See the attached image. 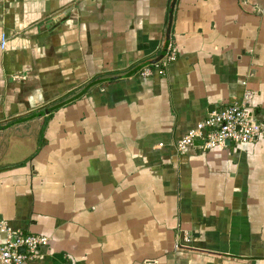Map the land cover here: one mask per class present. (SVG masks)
<instances>
[{"label": "crops", "instance_id": "crops-1", "mask_svg": "<svg viewBox=\"0 0 264 264\" xmlns=\"http://www.w3.org/2000/svg\"><path fill=\"white\" fill-rule=\"evenodd\" d=\"M170 2L0 0V222L46 238L27 264H264V139L174 150L245 91L264 121V0H175L167 31Z\"/></svg>", "mask_w": 264, "mask_h": 264}, {"label": "built area", "instance_id": "built-area-1", "mask_svg": "<svg viewBox=\"0 0 264 264\" xmlns=\"http://www.w3.org/2000/svg\"><path fill=\"white\" fill-rule=\"evenodd\" d=\"M4 38H0V46ZM176 58V50L168 43L162 58L154 64H148L138 71L141 78H148L152 75L162 76L165 68ZM253 93L245 91L239 103H232L210 112L205 119L188 130L182 138L174 145L177 154H182L193 142L199 141L198 149L209 151L222 149L225 142L233 145H246L264 139V121L255 120L247 103ZM0 233L6 235V239L0 244V264H27L34 259L41 247H44L47 240L44 237L13 233L4 223L0 222ZM12 236L14 237L11 242ZM184 244L189 240L182 239ZM178 245L174 244L176 249ZM22 249L21 252L18 249Z\"/></svg>", "mask_w": 264, "mask_h": 264}, {"label": "water", "instance_id": "water-1", "mask_svg": "<svg viewBox=\"0 0 264 264\" xmlns=\"http://www.w3.org/2000/svg\"><path fill=\"white\" fill-rule=\"evenodd\" d=\"M174 1H175V0H171L170 5H169V11H168V14H167V28H166L167 31L169 30V26H170L171 12H172V9H173ZM163 53H164V52H162L161 55H160L158 58H156L155 60H153V61H151V62H149V63L142 64V65L139 66L137 69H141L142 67H144V66H146V65H148V64H154L155 62L159 61V60L162 58ZM228 144H229L228 142H225V145H228ZM194 145H199V146H200L201 143H200L199 141H196V142H193V146H194ZM13 239H14V237L12 236V238H11V242L13 241ZM18 251L21 252L22 249L20 248V249H18Z\"/></svg>", "mask_w": 264, "mask_h": 264}, {"label": "trees", "instance_id": "trees-1", "mask_svg": "<svg viewBox=\"0 0 264 264\" xmlns=\"http://www.w3.org/2000/svg\"><path fill=\"white\" fill-rule=\"evenodd\" d=\"M93 83H94V81L92 80V81H90L86 86L89 87V86H91Z\"/></svg>", "mask_w": 264, "mask_h": 264}, {"label": "rangeland", "instance_id": "rangeland-1", "mask_svg": "<svg viewBox=\"0 0 264 264\" xmlns=\"http://www.w3.org/2000/svg\"><path fill=\"white\" fill-rule=\"evenodd\" d=\"M96 87V86H95Z\"/></svg>", "mask_w": 264, "mask_h": 264}]
</instances>
